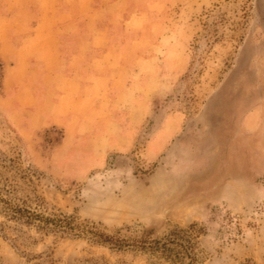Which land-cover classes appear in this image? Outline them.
Listing matches in <instances>:
<instances>
[{"label": "rangeland", "instance_id": "obj_1", "mask_svg": "<svg viewBox=\"0 0 264 264\" xmlns=\"http://www.w3.org/2000/svg\"><path fill=\"white\" fill-rule=\"evenodd\" d=\"M161 1V18L175 33L161 66L170 82L127 149L84 163L54 156L61 131L21 136L0 95V151L38 171L33 188L44 213L127 238L197 223L200 264H264V0ZM167 118L174 125L158 146L156 130ZM20 229L16 247L0 236V264L155 262L87 237Z\"/></svg>", "mask_w": 264, "mask_h": 264}, {"label": "crops", "instance_id": "obj_2", "mask_svg": "<svg viewBox=\"0 0 264 264\" xmlns=\"http://www.w3.org/2000/svg\"><path fill=\"white\" fill-rule=\"evenodd\" d=\"M162 12L161 0H0L1 106L19 134L58 129L53 155L82 163L127 149L170 82ZM173 125L160 121L155 144Z\"/></svg>", "mask_w": 264, "mask_h": 264}, {"label": "trees", "instance_id": "obj_3", "mask_svg": "<svg viewBox=\"0 0 264 264\" xmlns=\"http://www.w3.org/2000/svg\"><path fill=\"white\" fill-rule=\"evenodd\" d=\"M39 175L30 165L23 168L20 157H8L0 151V236L14 247L17 239L24 238L20 229L24 226L60 237H87L118 251L132 249L148 254L155 259L154 264H200L197 239L203 229L197 223L187 228L175 227L159 237H154L151 230L128 238L122 237L120 231L109 234L94 223H80L72 216L42 212L44 201L33 188V178ZM6 229L14 233V238L7 236Z\"/></svg>", "mask_w": 264, "mask_h": 264}]
</instances>
